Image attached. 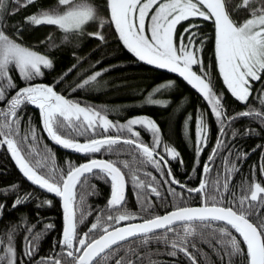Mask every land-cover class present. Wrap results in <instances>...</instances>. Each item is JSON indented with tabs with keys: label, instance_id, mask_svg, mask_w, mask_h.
<instances>
[{
	"label": "snow or ice",
	"instance_id": "1",
	"mask_svg": "<svg viewBox=\"0 0 264 264\" xmlns=\"http://www.w3.org/2000/svg\"><path fill=\"white\" fill-rule=\"evenodd\" d=\"M36 2L0 0V149L10 155L31 185L60 198L63 228L61 238L56 242L60 252L37 259L40 240L54 225L44 224L38 231L36 224L22 217L0 234V264H159L153 258L160 254L159 250L151 252L149 249L153 241L164 245V255L173 258L182 255L188 264H201V260L206 264L207 254L202 253L200 244H207L219 253L221 264H264V186L256 179L257 166L251 170V181L245 180L240 185L239 195L229 188L233 176L239 172L235 161L246 160L249 155L233 151L231 142L239 135L238 130L233 129V123L248 118L264 128V87H258L264 85V0H105L106 17L91 0H55L53 6L25 17L24 24L16 25L14 33L9 35L7 16ZM194 18L213 24L219 75L231 97L246 105V110L229 115L224 94L214 90L200 56L207 39L199 32L200 25L191 22L183 32H178V25ZM92 25L97 30L86 31ZM105 25L114 27L118 40L139 61L177 74L209 106L217 124V136L208 160L203 164L199 186L187 189L202 195L199 207L180 206L151 218H141L130 212L126 201L127 177L137 190L142 212H149L150 196H161L155 176L145 171L143 175L151 180L141 178L139 173L145 166H151L161 174L163 183L169 185L170 195H178L171 185L186 187L175 179L169 160L158 149L162 147L167 157L183 164L180 153L162 142L161 129L153 119L130 118L117 124L101 110L81 105L56 91V86L77 65L52 85L35 83L37 78L45 75L44 70L54 68V63L47 54L21 42L26 26H54L61 36L57 39L49 33L39 41L52 50L85 35L106 42ZM194 66H199L200 74ZM108 70L86 76L72 87V91L97 82ZM13 71L18 73L24 87L16 84L11 75ZM173 83L154 89L147 103L167 107V99H153V96L162 89L171 88ZM250 98H254L259 106L253 107ZM27 106H34L39 111L41 129L54 144L86 156L104 150L116 155L117 159L92 158L79 165L68 162L67 170L59 168L51 149L46 145L40 147L38 130L31 117L24 121ZM191 120L192 117H188L185 121V134ZM134 126L151 134V146L141 139ZM98 129L105 133L115 129L117 133L129 135L100 136ZM258 134L255 128H246L243 133L244 136ZM83 136L88 139L81 143L77 138ZM209 138L210 126L201 113L195 120L197 167ZM123 146H130L131 160L118 158L125 151ZM257 148L261 149L259 172L264 177V145H257ZM225 151L228 155L223 158L222 171L210 178L217 157ZM228 156H234V160H229ZM90 179L109 182L110 197L105 208L95 216V222L81 234L78 224H83L92 214L86 205V195H95V185L89 183ZM9 196L13 198L12 209L37 199L32 192H21L19 184L0 188V198ZM51 204L52 201L46 199L36 207ZM6 208V199L0 200V220ZM136 220L141 222H132ZM121 224L124 226H119ZM21 230L25 235L22 253L18 255L15 241ZM55 248L56 244L53 245Z\"/></svg>",
	"mask_w": 264,
	"mask_h": 264
},
{
	"label": "trees",
	"instance_id": "2",
	"mask_svg": "<svg viewBox=\"0 0 264 264\" xmlns=\"http://www.w3.org/2000/svg\"><path fill=\"white\" fill-rule=\"evenodd\" d=\"M91 2L98 6V11H100L102 16H107V13L103 10L105 0H91ZM54 4L55 0H37L35 4L22 8L15 15L7 16L6 31L9 35H12L16 25L24 24L25 17L36 13L41 8L46 9ZM191 22L198 23L200 25V34L207 38L204 44V50L200 53V56L204 62L206 71L213 81L214 90L218 94L221 92L224 94L228 114L232 115L246 110V105L235 101L231 97L219 75L215 62V30L213 24L210 21L194 18L193 21H184L178 25V32H183L184 28ZM93 26H89V31ZM104 32L106 42L103 43L85 35L79 38L78 41H73L70 44L48 50L39 41L45 39L49 33H52L53 37L58 39L61 33L54 26H40L38 28L26 26V30L22 34L23 39L21 42L26 46L34 47L41 53L47 54L54 63V68L44 70L45 75L37 78L35 83L52 85L62 74L68 72L73 65H77V68L56 86V91L69 99L81 103V105H88L101 110L111 121L117 124H123L130 118H151L161 129L162 142L174 147L180 153L183 164H180L179 160H172L170 157H167L162 147L158 149L169 160V166L175 179L186 187L181 188L179 185L173 184L171 187L175 189L178 195H170L169 185L163 183L161 174L151 166H145L139 173L141 178L145 181L151 180L150 177L143 175L145 171L155 176L159 182L161 196L159 198L150 196L151 208L147 213L142 212L141 205L136 196L137 190L132 187L130 177H127L126 201L127 208L130 212L137 214L141 218H151L154 215H163L171 212L176 207L201 205L202 195L196 192H189L187 189L197 188L199 186L202 179L201 171L203 164L208 160L217 136V124L210 113L209 106L201 95L177 74L170 73L165 69H157L135 58L124 48L110 25H105ZM97 61L99 63H96ZM106 68L109 70L103 72V75L98 78L97 82L83 89L72 91V87L82 81L86 76ZM194 70L200 74L199 66H194ZM11 75L19 87L25 86L24 82L19 79L17 72L13 71ZM168 82H174L173 86L169 89H162L161 93H156L153 96V99H167L169 105L167 107L149 105L147 103L149 94L153 93L154 89ZM258 87H264V85H259ZM250 100L253 107L259 106L254 98H250ZM24 113V121H27L31 117L33 126L38 130L40 147L46 145L47 148L51 149V154L55 157V164L61 169L67 170L68 162L79 165L92 158L104 160L117 159L116 155L104 150L101 153L86 156L72 150L64 149L54 144L42 131L39 111L34 106H27L24 109ZM201 113H203L210 126V138L208 147L199 158L200 166L197 167L195 164V120ZM188 117H192V120L189 122L187 134H185L184 125ZM134 127L140 132L141 139L151 146V134L139 126ZM232 127L239 132L237 138L231 142L233 151L238 150L249 154L246 160L235 161L239 167V172L233 176L229 185L230 191H234L239 195L241 192L240 185L245 180L250 182L252 179L251 170L253 166H257L256 179L264 186V177L260 175L258 167L261 161V149L257 148V145H264V128H261L258 123L248 118L235 121ZM246 128H255L259 134L244 136L243 133ZM97 131L100 136L129 135L126 132L117 133L115 129H111L107 133L103 132L102 129H98ZM228 135L229 137L231 136V130H229ZM77 139L82 143L88 137L83 136ZM123 147L125 151L121 152L118 158L120 160H131V157L128 155L130 146ZM227 155L225 151L217 157L210 178L222 171L223 158ZM228 159L234 160V156H228ZM194 168H196L195 171H193ZM89 183L95 185V195H86V205L92 214L87 217L83 224H78V231L81 234L87 231V228L92 222H95V216L100 210L105 208L110 197L109 182L90 179ZM13 184H19L21 192L34 193L37 199L16 209H12V196L0 198V200L6 199L7 204V208L3 213V219L0 220V234H3L4 230L11 224H16L22 217H26L29 223L36 224L38 231L42 230L44 224L50 223L54 227L46 235L42 236L37 259L39 257L57 255L60 252V248L56 242L61 238L63 228V211L60 198L47 194L31 185L19 172L10 155L4 149H0V188ZM229 198H231L230 195ZM46 199L52 201L51 206L43 205L40 208L36 207L37 203H41ZM132 222H140V220ZM24 235L25 233L21 230L16 237L15 243L18 255L22 253ZM54 244H56L55 249H53ZM200 248L202 249V253L207 254L206 264H221V261L218 259L219 253L214 252L207 244H200ZM149 249L151 252H157L159 250L160 254L153 257L159 261V264H188L182 255L175 258L164 255L165 248L163 244H157L153 241L149 245ZM201 264H205V262L201 260Z\"/></svg>",
	"mask_w": 264,
	"mask_h": 264
},
{
	"label": "crops",
	"instance_id": "3",
	"mask_svg": "<svg viewBox=\"0 0 264 264\" xmlns=\"http://www.w3.org/2000/svg\"><path fill=\"white\" fill-rule=\"evenodd\" d=\"M112 27V29L114 30V33H115V29H114V27L113 26H111ZM89 26L86 28V30H88L89 31ZM97 29H96V27L95 26H93V28L90 30V31H96ZM116 34V33H115Z\"/></svg>",
	"mask_w": 264,
	"mask_h": 264
},
{
	"label": "water",
	"instance_id": "4",
	"mask_svg": "<svg viewBox=\"0 0 264 264\" xmlns=\"http://www.w3.org/2000/svg\"><path fill=\"white\" fill-rule=\"evenodd\" d=\"M41 191H43V190H41ZM43 192H45V191H43ZM45 193H47V192H45ZM47 194H50V193H47ZM50 195H54V194H50ZM61 201V200H60ZM200 206V205H199ZM199 206H191V207H199ZM61 207H62V202H61ZM63 211V210H62ZM169 213V212H168ZM167 214V213H166ZM163 215H165V214H163ZM141 222V221H140ZM133 223H138V222H133ZM120 226H124V225H120Z\"/></svg>",
	"mask_w": 264,
	"mask_h": 264
},
{
	"label": "rangeland",
	"instance_id": "5",
	"mask_svg": "<svg viewBox=\"0 0 264 264\" xmlns=\"http://www.w3.org/2000/svg\"><path fill=\"white\" fill-rule=\"evenodd\" d=\"M105 32H104V30H103V34H104ZM116 37H117V34H116ZM123 45V44H122ZM126 49V48H125ZM127 50V49H126ZM136 58V57H135ZM153 66V65H152ZM166 70V69H165Z\"/></svg>",
	"mask_w": 264,
	"mask_h": 264
}]
</instances>
